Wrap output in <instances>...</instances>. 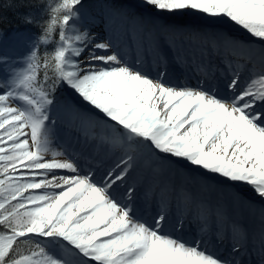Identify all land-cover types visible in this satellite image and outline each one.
I'll list each match as a JSON object with an SVG mask.
<instances>
[{
    "label": "snow or ice",
    "instance_id": "obj_1",
    "mask_svg": "<svg viewBox=\"0 0 264 264\" xmlns=\"http://www.w3.org/2000/svg\"><path fill=\"white\" fill-rule=\"evenodd\" d=\"M14 7L40 19L0 54V264H264V0Z\"/></svg>",
    "mask_w": 264,
    "mask_h": 264
},
{
    "label": "trees",
    "instance_id": "obj_2",
    "mask_svg": "<svg viewBox=\"0 0 264 264\" xmlns=\"http://www.w3.org/2000/svg\"><path fill=\"white\" fill-rule=\"evenodd\" d=\"M46 2L47 0H43V2ZM18 2V0H0V7H1V11L2 13L8 17L9 19H12L14 22L17 23L16 19H19L18 16L19 14H21V11H28L30 10L29 8H16L14 7V5ZM57 3L55 4H59L60 0H56ZM12 4L13 6H9V4ZM23 13V12H22ZM19 22L20 19H19Z\"/></svg>",
    "mask_w": 264,
    "mask_h": 264
}]
</instances>
